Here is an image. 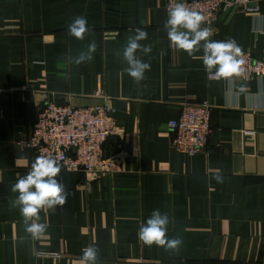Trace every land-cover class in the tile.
<instances>
[{"label":"crops","instance_id":"0c3cea01","mask_svg":"<svg viewBox=\"0 0 264 264\" xmlns=\"http://www.w3.org/2000/svg\"><path fill=\"white\" fill-rule=\"evenodd\" d=\"M253 1L258 14L225 5L211 39H234L264 61V0ZM166 5L0 0V264H79L89 245L99 248V264H264V81H236L229 90L226 81L209 80L201 60L171 46ZM78 15L91 30L84 40L68 34ZM136 28L148 34L141 44L152 46L148 55L137 52L151 65L139 85L122 57ZM93 41L92 59L76 64ZM205 101L214 105L207 151L177 153L169 123L182 105ZM49 102H104L116 111V135L105 146L115 172L87 185L85 174L62 171L72 195L40 212L49 227L33 239L10 205L11 186L36 158L18 147L21 133ZM154 209L169 215L168 237L182 238L178 253L138 239Z\"/></svg>","mask_w":264,"mask_h":264},{"label":"clouds","instance_id":"9594fccd","mask_svg":"<svg viewBox=\"0 0 264 264\" xmlns=\"http://www.w3.org/2000/svg\"><path fill=\"white\" fill-rule=\"evenodd\" d=\"M204 16L185 3L176 0L167 9V20L164 28L171 46L177 51H183L193 59L202 61L203 68L209 80H224L229 90L236 86V78L242 75V50L234 39L213 40V32L205 26ZM88 21L84 16H76L68 25V34L78 40H84L90 33ZM147 32L136 28L133 35L127 39L122 51L127 67L124 71L140 84L145 80V73L151 70V65L137 56V52L148 55L152 46L143 45ZM96 50L95 42L89 43L85 51L75 57V63L81 64L92 59ZM199 54V55H198ZM62 165L55 156L39 155L31 163L29 171L20 176L11 186V192L16 193L10 201L12 208H18L25 231L33 239L44 235L49 225L41 222L42 210H54L63 207L72 193L68 191L62 178ZM217 182H223V175L217 172L213 177ZM172 223L169 215L154 209L146 222L139 226L138 239L146 246L163 247L165 251L178 253L183 240L180 237L169 238L168 226ZM79 264H99V248L89 245L82 250Z\"/></svg>","mask_w":264,"mask_h":264},{"label":"built area","instance_id":"2783aa9c","mask_svg":"<svg viewBox=\"0 0 264 264\" xmlns=\"http://www.w3.org/2000/svg\"><path fill=\"white\" fill-rule=\"evenodd\" d=\"M176 0H167L166 9ZM190 9L201 13L205 26L212 29L219 21L227 4L247 14H258L259 7L253 0H180ZM244 63L242 75L236 81L259 79L264 81V61L255 59L252 52L242 51ZM214 80V79H213ZM93 99L106 100L105 95ZM214 105L210 101L201 104L182 105L180 116L169 123L174 132V148L177 153L196 156L207 151L212 134L211 116ZM116 111L107 103L88 106L47 103L39 111L38 118L29 133H21L18 147L32 150L36 157L51 154L59 159L62 171L78 172L88 177L87 185L107 174L115 172V161L106 157L105 146L116 135ZM42 256L60 258L58 254L41 253Z\"/></svg>","mask_w":264,"mask_h":264}]
</instances>
